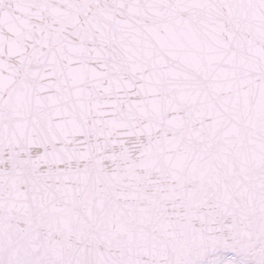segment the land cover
<instances>
[{"label": "snow or ice", "instance_id": "1", "mask_svg": "<svg viewBox=\"0 0 264 264\" xmlns=\"http://www.w3.org/2000/svg\"><path fill=\"white\" fill-rule=\"evenodd\" d=\"M0 264H264V0H0Z\"/></svg>", "mask_w": 264, "mask_h": 264}]
</instances>
